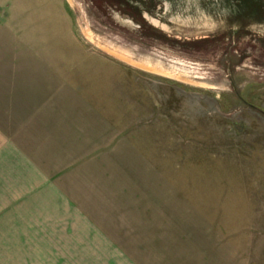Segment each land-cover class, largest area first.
I'll list each match as a JSON object with an SVG mask.
<instances>
[{"label":"rangeland","instance_id":"1","mask_svg":"<svg viewBox=\"0 0 264 264\" xmlns=\"http://www.w3.org/2000/svg\"><path fill=\"white\" fill-rule=\"evenodd\" d=\"M54 105L86 219L0 264H264V0H0V128Z\"/></svg>","mask_w":264,"mask_h":264},{"label":"crops","instance_id":"2","mask_svg":"<svg viewBox=\"0 0 264 264\" xmlns=\"http://www.w3.org/2000/svg\"><path fill=\"white\" fill-rule=\"evenodd\" d=\"M60 110L54 105L47 113L37 112L23 126L25 136L9 137L0 128V239L8 243L35 238L41 221L59 215L86 219L73 188L88 170L74 168L71 154L86 136Z\"/></svg>","mask_w":264,"mask_h":264},{"label":"trees","instance_id":"3","mask_svg":"<svg viewBox=\"0 0 264 264\" xmlns=\"http://www.w3.org/2000/svg\"><path fill=\"white\" fill-rule=\"evenodd\" d=\"M121 9H122V7H121ZM122 10L131 20H135L136 22L140 21V19L137 18V15L135 13H132L131 11H127L125 9H122Z\"/></svg>","mask_w":264,"mask_h":264}]
</instances>
